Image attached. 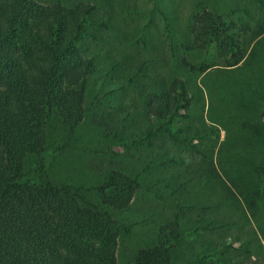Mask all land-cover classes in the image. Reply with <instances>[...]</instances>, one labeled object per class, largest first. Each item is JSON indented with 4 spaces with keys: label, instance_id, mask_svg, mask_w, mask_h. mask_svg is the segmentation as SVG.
<instances>
[{
    "label": "rangeland",
    "instance_id": "374dc122",
    "mask_svg": "<svg viewBox=\"0 0 264 264\" xmlns=\"http://www.w3.org/2000/svg\"><path fill=\"white\" fill-rule=\"evenodd\" d=\"M62 1L94 8L96 24L86 25L80 48L96 68L84 122L70 147L58 155L51 150L48 160L57 180L87 187L114 170L139 176L127 214L132 231L118 243L119 264H132L140 249L156 245L178 207L186 213L185 230L198 219L205 229L181 242L175 264H264V0ZM205 11L234 22L237 43L247 40V57L228 78L181 64L185 48L194 51L195 66L224 63L215 44H183ZM176 80L193 98L186 117L172 124L188 143L161 133L147 137L156 120L145 108V88L156 81L169 88Z\"/></svg>",
    "mask_w": 264,
    "mask_h": 264
},
{
    "label": "trees",
    "instance_id": "16d2710c",
    "mask_svg": "<svg viewBox=\"0 0 264 264\" xmlns=\"http://www.w3.org/2000/svg\"><path fill=\"white\" fill-rule=\"evenodd\" d=\"M93 10L87 3L62 0L53 5L0 0V264H119V239L132 231L127 214L139 176L114 170L87 187L57 180L48 160L51 150L58 155L70 147L86 118L96 62L80 42L88 35L86 25L96 24ZM231 25L212 11L199 12L183 44L188 39L196 48L215 44L224 63L204 60L195 66L194 51L185 48L183 67L228 78L249 48L247 40L237 43ZM145 92V108L156 120L147 137L161 133L173 143H188L172 128L193 101L185 82L166 88L156 81ZM259 172L264 186V162ZM182 209L161 228L157 244L140 249L132 264L176 263L181 242L205 229L198 219L185 230Z\"/></svg>",
    "mask_w": 264,
    "mask_h": 264
}]
</instances>
